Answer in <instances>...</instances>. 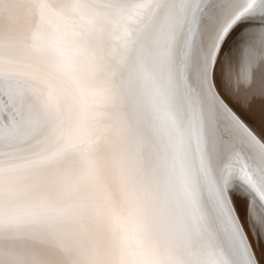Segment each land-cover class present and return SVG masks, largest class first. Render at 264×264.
<instances>
[{
	"label": "snow or ice",
	"instance_id": "6c2138e0",
	"mask_svg": "<svg viewBox=\"0 0 264 264\" xmlns=\"http://www.w3.org/2000/svg\"><path fill=\"white\" fill-rule=\"evenodd\" d=\"M0 264H264V0H0Z\"/></svg>",
	"mask_w": 264,
	"mask_h": 264
}]
</instances>
